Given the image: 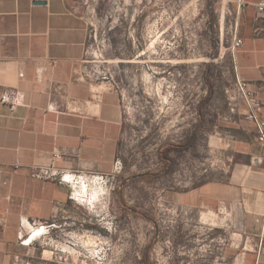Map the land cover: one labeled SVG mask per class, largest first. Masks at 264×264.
Wrapping results in <instances>:
<instances>
[{
    "label": "rangeland",
    "instance_id": "374dc122",
    "mask_svg": "<svg viewBox=\"0 0 264 264\" xmlns=\"http://www.w3.org/2000/svg\"><path fill=\"white\" fill-rule=\"evenodd\" d=\"M239 4L76 0L88 26L87 69L120 96L123 168L105 210L72 201L78 217H60L39 235L34 227L22 233L16 264H137L143 247L150 264H203L210 248L226 251L227 234L241 247L229 207L207 213L161 200L164 190L189 189L227 168L213 134L235 80ZM218 263L228 264L226 256Z\"/></svg>",
    "mask_w": 264,
    "mask_h": 264
},
{
    "label": "crops",
    "instance_id": "0c3cea01",
    "mask_svg": "<svg viewBox=\"0 0 264 264\" xmlns=\"http://www.w3.org/2000/svg\"><path fill=\"white\" fill-rule=\"evenodd\" d=\"M36 1L0 0V97L8 93L14 105L11 110L0 102V264H16L22 233L34 222L79 216L67 182L32 172L52 167L109 173L116 160L123 168L120 96L87 69L88 26L76 0ZM258 1L238 0L242 44L233 68L234 83L242 80L254 92L264 119V16L256 15ZM230 108L228 102L213 134L227 168L189 189L164 190L161 200L207 213L229 207L241 247L219 248L217 261L229 256L228 264H264V245L257 246L264 237V150L255 123L245 118L247 105Z\"/></svg>",
    "mask_w": 264,
    "mask_h": 264
},
{
    "label": "built area",
    "instance_id": "2783aa9c",
    "mask_svg": "<svg viewBox=\"0 0 264 264\" xmlns=\"http://www.w3.org/2000/svg\"><path fill=\"white\" fill-rule=\"evenodd\" d=\"M256 15L258 18L264 16V0L258 1L255 4ZM242 40L239 37L234 39L233 46L235 50L241 46ZM228 102L231 104V111H234L239 103L247 105L248 110L245 113V118L249 121H253L256 125V141L264 150V119L259 115L260 102L256 98L254 92L248 88L247 84L238 80L226 90ZM0 102L7 103L12 110L14 105L8 93H4L0 97ZM121 162L116 160L114 168L109 173H94V172H75L66 173L54 169L52 167L38 168L32 175L38 178L45 179H58L59 181L67 182L71 188L70 199L72 201L86 202L88 205H92L94 202L101 204L102 209H106L109 203V197L111 192L116 187L117 178L121 172ZM83 188V192L79 193L77 190ZM79 198V200H78ZM54 222H34L32 227L44 229L54 227ZM264 245V237L257 243L258 247Z\"/></svg>",
    "mask_w": 264,
    "mask_h": 264
},
{
    "label": "flooded vegetation",
    "instance_id": "af4514ba",
    "mask_svg": "<svg viewBox=\"0 0 264 264\" xmlns=\"http://www.w3.org/2000/svg\"><path fill=\"white\" fill-rule=\"evenodd\" d=\"M219 231L216 230L215 232H211L208 235V238L206 240L213 242L214 241V236L218 235ZM233 234V233H232ZM232 236L230 237L229 234H227V239L225 246L226 248L233 249V240ZM214 245L210 244V247H213ZM150 247H143L141 251V256L136 255V263H141V264H150L148 261V252H149ZM218 252H217V247L214 249L210 248L209 254L203 255L201 261L203 264H218ZM227 263H229L232 260V257H226Z\"/></svg>",
    "mask_w": 264,
    "mask_h": 264
},
{
    "label": "bare ground",
    "instance_id": "6f19581e",
    "mask_svg": "<svg viewBox=\"0 0 264 264\" xmlns=\"http://www.w3.org/2000/svg\"><path fill=\"white\" fill-rule=\"evenodd\" d=\"M148 77H150V76H148ZM77 191H78L79 193H80V192L82 193V192H83V188H81L80 190H77ZM78 200H79V198H78ZM32 230H33V235H34V234H38V235H39L40 232H41V229L33 228Z\"/></svg>",
    "mask_w": 264,
    "mask_h": 264
},
{
    "label": "trees",
    "instance_id": "16d2710c",
    "mask_svg": "<svg viewBox=\"0 0 264 264\" xmlns=\"http://www.w3.org/2000/svg\"><path fill=\"white\" fill-rule=\"evenodd\" d=\"M163 172V171H162ZM148 173H144V174H142V175H140V176H145V175H147ZM118 199L121 201V197H120V195H119V197H118ZM135 213L137 214V215H139V213L137 212V211H135ZM143 218H146L147 219V217H143ZM153 224H154V227L155 228H157V226H156V223L153 221Z\"/></svg>",
    "mask_w": 264,
    "mask_h": 264
},
{
    "label": "water",
    "instance_id": "95a60500",
    "mask_svg": "<svg viewBox=\"0 0 264 264\" xmlns=\"http://www.w3.org/2000/svg\"><path fill=\"white\" fill-rule=\"evenodd\" d=\"M36 2H37V3H44V1H40V0H39V1H36Z\"/></svg>",
    "mask_w": 264,
    "mask_h": 264
}]
</instances>
